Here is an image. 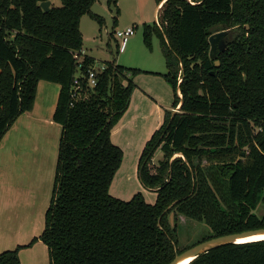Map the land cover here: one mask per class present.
Wrapping results in <instances>:
<instances>
[{
	"label": "trees",
	"instance_id": "trees-1",
	"mask_svg": "<svg viewBox=\"0 0 264 264\" xmlns=\"http://www.w3.org/2000/svg\"><path fill=\"white\" fill-rule=\"evenodd\" d=\"M41 1L0 0V139L31 109L41 79L60 85L53 120L61 125L44 228L1 251L0 264H20L19 249L37 239L48 264H167L197 241L263 227L264 0H157L160 26L143 24L148 45L152 30L158 36L172 109L180 104L165 110L138 159L141 183L156 192L152 203L140 192H109L123 158L111 128L140 69L105 62L90 86L95 60L81 53L79 20L95 0L51 1L48 11ZM107 3L118 13L116 0ZM219 30L226 45L211 58L209 37ZM179 215L203 222L207 234L178 247ZM187 264H264V239L221 245Z\"/></svg>",
	"mask_w": 264,
	"mask_h": 264
},
{
	"label": "crops",
	"instance_id": "crops-1",
	"mask_svg": "<svg viewBox=\"0 0 264 264\" xmlns=\"http://www.w3.org/2000/svg\"><path fill=\"white\" fill-rule=\"evenodd\" d=\"M162 2L155 6V18ZM146 76L140 74L135 78L137 88L121 117L120 128L125 121L132 119V112L148 98L138 85L151 93L148 89L151 78H160L150 76L146 79ZM59 89L56 82L39 80L31 109L19 114L0 139V252L28 243L44 228L61 133V125L53 120ZM172 101L171 97L165 98L164 107L172 109ZM162 120L157 117V121L146 130L139 143L141 150ZM112 136L114 142V130ZM120 138L118 144L125 139ZM18 254L20 264L49 262L47 246L40 239L20 248Z\"/></svg>",
	"mask_w": 264,
	"mask_h": 264
},
{
	"label": "rangeland",
	"instance_id": "rangeland-1",
	"mask_svg": "<svg viewBox=\"0 0 264 264\" xmlns=\"http://www.w3.org/2000/svg\"><path fill=\"white\" fill-rule=\"evenodd\" d=\"M51 1L54 5L60 4V0ZM116 4L118 13L115 12L114 5L108 4L107 0H95L90 8V12L83 13L80 16L81 51L83 54L93 57L95 65L114 61L126 67L140 69L139 72L132 75V80L136 84L133 90L137 88L135 78L140 74L148 75L146 79L150 76L161 78V80L160 78H151L152 81L148 87L149 90L151 89V93L143 90L138 85V89L140 88L144 91L148 97L147 100H144L137 106L132 112V119L125 121L120 128L119 123L121 117H123L122 114L112 126L110 132V138L113 142L112 131L114 130L113 143L121 140L120 136H123L125 139L123 143H117L122 149L123 158L113 176L109 191L121 199H129L136 192H140L145 201L152 203L155 200L156 192L144 186L138 176L137 163L141 153L139 143L144 138L146 130L157 121V117L163 118L164 112L167 109L163 105L164 99L170 97L173 99L172 87L162 75L166 71V64L160 49L158 36L152 30L149 45L143 38V24L153 27L156 22L154 9L157 0H116ZM96 16H100L101 19H97ZM114 17L116 18L114 19ZM133 25L134 33L127 36L122 49H118L117 46L120 44L121 39L114 35V30ZM178 95L181 97V93H178ZM161 156L162 153L157 148L153 153L151 164L157 163ZM176 230L178 247L190 245L207 234L203 222L182 215L178 216Z\"/></svg>",
	"mask_w": 264,
	"mask_h": 264
},
{
	"label": "water",
	"instance_id": "water-1",
	"mask_svg": "<svg viewBox=\"0 0 264 264\" xmlns=\"http://www.w3.org/2000/svg\"><path fill=\"white\" fill-rule=\"evenodd\" d=\"M50 3H51L50 0H44L41 1L39 5L44 11H48L50 7ZM225 34H226V30H219L210 35L209 42H210L211 58L215 57L217 49L219 50L224 49L226 42L224 41L223 37ZM179 107L180 104L175 109H173V111H177ZM253 235H264V226L216 235L197 241L196 243L182 249L181 251H175L173 258L167 264H179L183 260L188 259V261L185 263L187 264L189 261L194 259L199 254L207 252L210 249L219 247L221 245L251 241V240L240 241V239L250 237Z\"/></svg>",
	"mask_w": 264,
	"mask_h": 264
},
{
	"label": "built area",
	"instance_id": "built-area-1",
	"mask_svg": "<svg viewBox=\"0 0 264 264\" xmlns=\"http://www.w3.org/2000/svg\"><path fill=\"white\" fill-rule=\"evenodd\" d=\"M189 2L193 3L194 0H188ZM161 6V5H160ZM159 15L160 12L158 11L155 21L156 23L160 26L159 23ZM134 33V27L133 26H127L125 28H121V29H115L114 30V35H116L117 37H119L121 39L120 44H118L117 48L118 49H122V46L125 43L126 37L129 35H132ZM82 53V51H81ZM73 57L76 59V61H78V67H80V60H81V54H79V52H74L73 53ZM104 68V64H100V65H95L90 68L87 72V81L88 84L90 86H94L96 84V73L99 72L100 70H102ZM74 83H75V89L78 87V80L77 78L74 79ZM177 92L180 94L179 89L177 90ZM175 109V108H174Z\"/></svg>",
	"mask_w": 264,
	"mask_h": 264
},
{
	"label": "bare ground",
	"instance_id": "bare-ground-1",
	"mask_svg": "<svg viewBox=\"0 0 264 264\" xmlns=\"http://www.w3.org/2000/svg\"><path fill=\"white\" fill-rule=\"evenodd\" d=\"M257 239H264V235H253V236H250V237H246V238L240 239V241L257 240ZM187 261H188V259H185L182 262H180L179 264H185Z\"/></svg>",
	"mask_w": 264,
	"mask_h": 264
}]
</instances>
